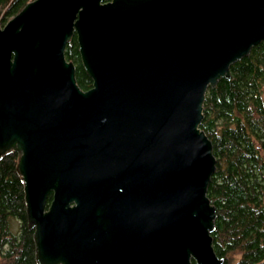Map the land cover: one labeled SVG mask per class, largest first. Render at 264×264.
<instances>
[{
	"label": "water",
	"instance_id": "95a60500",
	"mask_svg": "<svg viewBox=\"0 0 264 264\" xmlns=\"http://www.w3.org/2000/svg\"><path fill=\"white\" fill-rule=\"evenodd\" d=\"M259 42L264 0H32L0 26V157L37 264H221L202 103Z\"/></svg>",
	"mask_w": 264,
	"mask_h": 264
},
{
	"label": "trees",
	"instance_id": "16d2710c",
	"mask_svg": "<svg viewBox=\"0 0 264 264\" xmlns=\"http://www.w3.org/2000/svg\"><path fill=\"white\" fill-rule=\"evenodd\" d=\"M30 1L0 0V26ZM64 53L78 86L89 89L75 34ZM202 114L199 127L216 159L206 190L215 209L213 250L221 264H264V42L234 61L228 77L207 87ZM17 162L15 149L0 157V264H37Z\"/></svg>",
	"mask_w": 264,
	"mask_h": 264
},
{
	"label": "rangeland",
	"instance_id": "374dc122",
	"mask_svg": "<svg viewBox=\"0 0 264 264\" xmlns=\"http://www.w3.org/2000/svg\"><path fill=\"white\" fill-rule=\"evenodd\" d=\"M9 19H10V18H9ZM9 19H8V20H9Z\"/></svg>",
	"mask_w": 264,
	"mask_h": 264
}]
</instances>
